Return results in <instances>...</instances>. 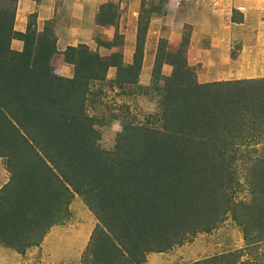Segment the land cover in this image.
Listing matches in <instances>:
<instances>
[{
    "label": "trees",
    "instance_id": "16d2710c",
    "mask_svg": "<svg viewBox=\"0 0 264 264\" xmlns=\"http://www.w3.org/2000/svg\"><path fill=\"white\" fill-rule=\"evenodd\" d=\"M17 1L0 0V157L11 174L0 189L1 246L24 252L37 245L74 194L99 222L85 250L88 264L140 263L211 231L228 212L264 234V145L255 146L264 141V79L199 84L179 51L167 53L168 61L155 57L151 73L161 76L163 89L159 122L123 123L114 150L106 151L85 113L102 91L91 86L103 84L114 66L110 86L141 87V30L132 65L119 54L104 62L85 45L69 47L63 55L74 75L63 78L51 66L57 50L49 27L39 34L31 18L25 33L14 31ZM103 8L98 21L110 23L113 6ZM12 39L22 41L21 51L11 49ZM164 64L172 67L169 75ZM242 145L248 202L233 200Z\"/></svg>",
    "mask_w": 264,
    "mask_h": 264
},
{
    "label": "rangeland",
    "instance_id": "374dc122",
    "mask_svg": "<svg viewBox=\"0 0 264 264\" xmlns=\"http://www.w3.org/2000/svg\"><path fill=\"white\" fill-rule=\"evenodd\" d=\"M165 1H144L139 18L140 42L143 41L148 23L154 16L167 15L164 20H168L169 23L173 19L175 20L174 17L167 14ZM207 7V3L203 0H182L176 13L177 17L175 16L177 21L183 25L180 28L181 41L177 45H173L168 41L167 32L162 31L157 42L156 57L161 58V61H168L167 53L179 51L182 59L185 58L189 66L191 77L199 84L234 81L206 80L203 78L207 75L205 73L206 67H202L199 63H188L187 49L189 39L193 36L194 24L201 23L199 22L202 21L201 13H204L203 10ZM231 19L235 22L242 21V18L237 14H232ZM245 23L258 24L262 22L258 17L247 16ZM118 42L119 38L116 40V43ZM231 54H236V50H232ZM247 60L249 59L247 58ZM254 62L249 65L252 69L259 66L256 61ZM146 67L140 76L141 83L144 84L140 85V88L135 86L129 90H118L115 86L105 84L104 88L101 89V94H99L98 102L94 105L93 102L87 103L88 106L85 110L87 112L85 113L92 117L96 123V130L99 133L97 144L100 149L114 150L123 123L155 126L159 122L158 105L163 93L162 80H159L160 75L153 76L152 73L150 74ZM171 70L172 67L170 72ZM166 72L168 71L166 70ZM127 74L129 72L124 73L126 76ZM255 141L257 148L264 145L262 140ZM247 143L252 142L247 141ZM245 145L238 149L239 153L237 150L236 156L239 158L235 160L233 166L236 169L238 179V185L233 194V200L236 202H248L250 196L245 169L248 161L240 158L245 153ZM10 176L6 159L0 157V189L9 181ZM232 216V213L228 212L211 231L188 235L163 252L148 253L137 264H148V255L150 264H193L196 261L211 259L216 261L228 260L236 264H264V234L255 230H247V227L234 221ZM98 223L94 214L83 202L82 196L74 194L73 199L59 215L58 222L46 232L37 245L17 253L11 248L0 245V264H88L90 258L88 256L85 258V250ZM209 234L210 236H207Z\"/></svg>",
    "mask_w": 264,
    "mask_h": 264
},
{
    "label": "crops",
    "instance_id": "0c3cea01",
    "mask_svg": "<svg viewBox=\"0 0 264 264\" xmlns=\"http://www.w3.org/2000/svg\"><path fill=\"white\" fill-rule=\"evenodd\" d=\"M144 1L146 0H18L13 29L17 33H25L31 18L37 33L41 34L49 27L54 33L57 50L51 58L53 73L70 79L74 75V67L65 61L63 55L69 47L85 45L104 62H110L113 54H119L123 65L133 64ZM181 1H165L167 14L175 20L169 23L164 20L167 15L161 14L149 21L144 37L138 85L143 84L140 76L145 66L150 74L152 72L161 32H167L168 41L173 45L180 43V28L183 25L177 21L176 13ZM203 2L208 7L201 13V23L194 24L193 36L189 39L187 49L188 63H199L206 67L207 75L203 78L211 81L264 78V0ZM107 4L113 6V16L110 23L103 24L98 21V17L105 11L103 7ZM232 14H237L242 21H232ZM247 16L258 17L262 23L246 24ZM116 38H119V42L113 44ZM10 46L14 51L23 49V43L18 39H12ZM232 50H236V54H231ZM254 61L259 64L256 69L249 67ZM170 68L171 66L164 64L163 74L169 75ZM115 75L116 68L110 66L103 84L93 83L91 91L103 89L105 84L110 86ZM99 99V95L95 97L93 105ZM147 261L150 262L149 255Z\"/></svg>",
    "mask_w": 264,
    "mask_h": 264
}]
</instances>
